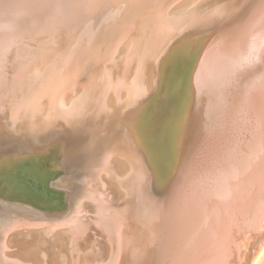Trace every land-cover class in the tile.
Instances as JSON below:
<instances>
[{
	"label": "bare ground",
	"instance_id": "6f19581e",
	"mask_svg": "<svg viewBox=\"0 0 264 264\" xmlns=\"http://www.w3.org/2000/svg\"><path fill=\"white\" fill-rule=\"evenodd\" d=\"M196 1L72 0L64 3L68 6L61 12L46 7L40 13H0V120L8 122L0 140L10 138L18 127L33 133L26 138L47 144L71 140L72 134L80 132L79 127L88 124L106 128L102 139L83 148L73 163L63 158L51 161L53 170L69 168L80 174V185L70 186L79 189L71 203V198L68 201L64 197L63 201L55 198L56 203L50 195L54 186L49 182L37 190L39 180L51 170L20 163L2 171L3 178L14 182L10 187L13 193L33 202L40 212L51 214L44 217L53 220L46 222L48 230L62 231L70 225L73 239L65 234L57 238L55 249L52 247L56 250L53 262V256H47L51 263L45 260L46 254L39 256L43 240L11 237L13 228L27 222L18 221L2 229L0 264H244L247 260L249 237L238 242L230 234L239 222L244 224L246 234L263 233L264 229L263 193V204L257 198L262 204L260 212L256 210L260 202L252 203L249 197L253 187L259 191L264 184V0H228L224 4L221 2L226 0L203 4L200 0L192 6ZM94 16H99V30H103L97 41L92 38L99 36L98 30L89 33ZM200 31L203 37L209 32L212 37L198 40L204 42L203 48L185 77L163 90L165 100L172 93L177 96L174 103L166 102L163 113L180 109L185 102L176 124L177 112L171 120L174 140L179 134L184 136V149L169 173L174 178L165 190L167 195L160 198L162 187L147 184L140 153L132 149L128 120L157 86L160 65L169 58L167 54L179 52L166 63L168 73L190 44L183 36ZM37 37L39 41L33 40ZM181 40L185 45L171 50ZM38 113L43 118L30 121ZM190 116L193 122L190 120L185 134ZM143 118L150 117L146 113ZM67 146L59 147L58 152L65 153ZM196 151L204 153L200 154L205 155L203 159H194L199 155ZM160 162L159 167L166 170L168 162ZM250 204L257 206L255 210ZM57 205V209H51ZM88 206L99 215L94 220L88 218ZM110 208L121 217L104 214ZM252 210L256 213L253 217ZM84 212L93 222L83 220ZM93 225L105 234L104 243L97 239V232L90 234ZM80 235L82 241H78ZM90 235L94 236L91 242ZM261 252L251 264L257 262Z\"/></svg>",
	"mask_w": 264,
	"mask_h": 264
},
{
	"label": "rangeland",
	"instance_id": "374dc122",
	"mask_svg": "<svg viewBox=\"0 0 264 264\" xmlns=\"http://www.w3.org/2000/svg\"><path fill=\"white\" fill-rule=\"evenodd\" d=\"M200 2V0H197L195 3H193L192 4V6H194L197 2ZM202 2H201V4H203V2L204 3H206V2H209L208 0H201ZM228 0H226L225 2L224 1H222L221 3H226ZM221 3H219V5H222ZM200 4V5H201ZM218 6V5H217ZM216 7V6H215ZM205 34V33H204ZM211 34V32H209V34H205L204 35V37L202 36L203 35V33L200 31V32H198L197 34H194V35H191V34H186L185 36H183V38H185V37H188V39H189V45H187L186 46V49L184 50V53L185 54H182V53H180L181 55H182V57H180V59L178 60V62L176 63V65L175 66H173L171 69H170V71L167 73V71H166V63L168 62V60L170 59V57H177V56H179V52H178V54H175V53H177V51L175 52V51H173L172 53H168L167 55H169V58H167V59H165V60H167L166 62L164 61V63H162L163 65H160L161 67V74H160V76L158 77V82H157V86H155V88H154V93H153V91L152 92H150L149 93V97L147 96L146 97V99H144L143 101H142V104H141V106L139 105V106H137V108H135L134 109V112H133V114L131 115V116H129V120H128V122H129V126H130V133H129V138H130V142H132V149L133 148H135L136 150L138 149V151H139V157L141 158V160H142V162H143V165L146 167H144V169H145V174H146V172H147V174H146V179H148L147 180V184L149 183V184H151V182H153V184H155V183H157V184H159V187L161 188V189H159V190H161L160 192V194H161V196H158V197H164L165 195H167V191H168V189H169V187H170V183L172 184V182H173V178H174V175L172 176H170L169 177V173L171 172V170H173V166L172 165H174V164H176L177 163V159H178V155H182L181 153H182V151H183V142L182 141H184V136H181L180 134L178 135V137H177V139H176V141L174 140V128H173V125L171 124V120H172V116L175 114V112H177L176 113V115H174V116H176V117H174L175 118V120H176V118H177V115H179L178 117H180V113L182 112V106H183V104L185 103V102H182V108L180 107V109H176L175 107V109H170L168 112H162L161 110H162V108L165 106V104H166V102L168 101V100H170L171 102H173L174 103V100L176 99V93H172V94H170V96H169V99L168 100H165L166 98H164V96H163V90H164V88H166V87H168V86H170V85H176L178 82H179V79L180 78H182V77H185V73L187 72V69H189L188 67H190L194 62H195V59L197 58V56H198V54H200V51L202 50V45H203V43L201 44V43H199V41L198 40H200L201 38V41L203 40V38H210V37H212V34ZM188 35H190V37L188 36ZM37 35H35V37H36ZM38 37H40V36H38ZM35 38V39H33V40H37V39H39V38ZM206 38V39H207ZM54 39H51V41H53ZM37 41H39V40H37ZM192 41V42H191ZM39 43V42H38ZM42 43V42H41ZM197 43H198V45H197ZM185 45L184 44V42L181 40V41H179L178 43H176V44H174L173 45V47H172V49L171 50H179V48L180 47H182L183 45ZM128 48H129V46L128 47H125L124 48V51H127L128 50ZM182 49V48H181ZM198 53V54H197ZM175 55V56H174ZM179 58V57H178ZM163 67V68H162ZM181 70V72L183 71V74H180L181 72H179L180 70ZM185 68V69H184ZM175 69V70H174ZM178 72H177V71ZM175 72H177V73H175ZM182 76V77H181ZM173 80V81H172ZM160 81V82H159ZM168 83V84H167ZM153 93V94H152ZM156 93V94H155ZM153 95V96H152ZM169 95V94H168ZM151 96V97H150ZM174 97H175V99H174ZM150 98H152V99H150ZM149 100V101H148ZM143 104H145V106H143ZM180 104H181V102H180ZM176 106V105H175ZM139 108V109H138ZM136 110V111H135ZM189 111V110H188ZM180 112V113H179ZM148 114L149 115V119H144L143 118V115L144 114ZM166 113V114H165ZM1 114H3V112H1L0 111V115ZM41 113H38V115L36 114L35 116L34 115H32L31 117H30V121L33 119V117H36V119H38L41 115H40ZM191 114H192V111H191ZM166 115H168V116H166ZM3 116V115H2ZM164 116V117H163ZM41 118H43L42 116L39 118V120H41ZM161 118V119H160ZM179 119V118H178ZM177 119V120H178ZM177 120L176 121H174V125L176 124V122H177ZM193 122V117L191 118V116H190V119L188 120V123H187V125L185 124V134L187 133L186 131H187V127H188V124H189V122H191V121ZM181 121V120H180ZM0 138H1V134L3 133V132H6L8 129H7V127H8V125H7V121L6 120H0ZM162 122H163V124H162ZM183 121H181V123H182ZM2 123H4V124H6L5 125V127L3 126L4 124H2ZM161 123V124H160ZM180 123V124H181ZM184 123V122H183ZM2 124V125H1ZM178 124V123H177ZM160 125V126H159ZM182 125V124H181ZM7 126V127H6ZM78 127V126H77ZM132 127H134V128H132ZM5 128V129H4ZM83 128V129H82ZM141 128V129H140ZM178 128H180V127H178ZM74 129H76V127L74 128ZM79 129H80V134L78 133V134H74L75 136H73V134H72V138H71V140L70 139H68V138H66V139H58L56 142H54V141H52V142H50V143H46L45 141H42V142H36V141H32V140H30L28 137L26 138L25 137V135L27 134L28 136H29V134L30 135H32L33 136V133H26V131L24 132V130H25V128L24 127H18V132H16V133H14V134H12L13 136H15V137H13L12 135L10 136V138H8L7 140H6V138L4 139V140H0V165H1V167H0V181H2V182H0V239H1V236H2V234H3V232H2V229L4 228V227H6V226H8V225H12V224H14V223H17L18 221H23V220H26L27 222H26V224H27V228H25V229H28V228H30V227H33V225L35 226V223H36V225L37 226H42V224L44 223V221H45V224H48V223H46L47 221L48 222H53V220L52 219H49V218H47V219H45L44 217H46L45 216V214H48V213H44L43 211V213L42 212H40V210H37L38 209V207L33 203V202H30L29 200H26V199H23L22 197H20V196H18V195H16L15 193H13L12 192V190H11V185H13L14 186V182H12L11 183V179H9V178H7V179H5V178H3L2 177V171L4 170V169H8V170H10V169H12V166L15 164V165H18V164H20V163H26V164H28V165H35V164H38L39 166H40V168L41 169H43L44 171H46V170H51V171H48V173H45L46 174V178H48V181L47 182H49L50 183V186H51V184H52V186H54L56 189H54V187L53 188H51V190L53 191V192H51L50 191V195H52L53 196V199H55V198H57V200H61V201H63L62 199H63V197L64 198H68L67 200L69 201V199H70V203L71 202H73V201H71L72 199H74L75 198V196H77V191H79V189L78 190H76V189H74V188H70V186L72 185V186H79L80 184H79V177H80V174H79V172L78 171H70L69 170V168H67L66 170H60V168H57L56 170H53V168L51 167V165H53L52 164V160H58V158H59V160H62V158L63 159H67L70 163H73V161H75V160H73V159H77V158H79L80 156H79V154L81 155L83 152L82 151H84L83 150V148H90V146H91V144H92V142L93 141H96L97 139L98 140H101L102 139V134H103V132L104 131H106V128L103 126L101 129H97V127H95V126H93V125H91V124H88V125H85V126H82V127H79ZM134 129V130H133ZM2 130V131H1ZM60 130V128L59 129H57V131H59ZM62 130V129H61ZM22 131H23V133H22ZM77 130H75V132H76ZM32 132V131H31ZM102 132V133H101ZM35 133V132H34ZM19 134V135H18ZM52 134H54V132H52ZM149 134V135H148ZM18 135V136H17ZM156 135V136H155ZM20 136V137H19ZM11 137H13L12 139H11ZM19 137V138H18ZM22 137H24V139H21ZM83 139H82V138ZM136 137V138H135ZM159 137V138H158ZM78 138H81L82 139V142H81V139H80V141H78L77 139ZM10 139V140H9ZM27 139V142L26 141H24V140H26ZM12 140V141H11ZM60 140V141H59ZM173 140H174V142H173ZM30 141V142H29ZM70 141H71V143H70ZM87 141V142H86ZM137 143H136V142ZM153 141V142H152ZM59 142V143H58ZM98 142H100V141H98ZM133 142H134V144H135V147H134V144H133ZM56 143H57V145H56ZM152 143V144H151ZM175 143V144H174ZM21 144V145H20ZM43 144H45V145H43ZM55 144V145H54ZM69 144V145H68ZM73 144H75V145H73ZM164 144V145H163ZM21 147H20V146ZM24 145V146H23ZM52 145H54V146H52ZM68 145V146H67ZM137 145V146H136ZM182 145V146H181ZM14 146H17V148H19L20 147V149H17L16 147L14 148ZM38 146H40V147H38ZM51 146V147H50ZM56 146H58L57 148H56ZM62 146H67L66 147V149H67V151L64 153V152H58L59 150H58V148L59 147H62ZM74 146H75V148H74ZM80 146V147H79ZM25 147V148H24ZM139 147V148H138ZM163 147V148H162ZM56 148V149H55ZM24 149H29L28 151L27 150H24ZM77 149V150H76ZM134 149V150H135ZM181 149V150H180ZM201 149V148H200ZM6 150V151H5ZM10 150L11 151H15V152H10ZM150 150V151H149ZM199 150V149H198ZM16 151H18V152H16ZM23 151H25V153L23 152ZM27 151V152H26ZM43 151V152H42ZM75 151V155H76V157H75V155H74V152ZM78 151H80V152H78ZM202 151V150H201ZM9 152V153H8ZM78 152V153H77ZM197 153L196 154H199L198 156L196 155L195 156V158L194 159H198L199 160V158L200 159H203V156H205V155H200V154H202L203 152H199V151H196ZM199 152V153H198ZM206 151L204 150V153H205ZM11 153V154H10ZM17 153V154H16ZM20 153V154H19ZM77 153V154H76ZM149 153V154H148ZM203 153V154H204ZM31 154V155H30ZM39 154V155H38ZM142 154V155H141ZM175 154V155H174ZM58 155V156H57ZM5 157V159H4V157ZM177 156V157H176ZM201 156V157H200ZM7 157V158H6ZM74 157V158H73ZM164 157V158H163ZM196 157H198V158H196ZM149 158V159H148ZM175 158H177L176 159V161H175ZM3 159V160H2ZM171 159H173V161L171 160ZM73 160V161H72ZM159 160H161V162H162V160L163 161H166V162H168V167H167V169L165 170L164 168H161V167H159V164H157L158 163V161ZM3 161V162H2ZM150 161V162H149ZM146 162V163H145ZM147 162H149V163H147ZM160 162V163H161ZM173 164H172V163ZM70 163H66V164H64V165H66V166H68ZM4 164V165H3ZM50 164V165H49ZM63 165V164H62ZM150 167H149V166ZM152 165V166H151ZM51 167V168H50ZM175 167V166H174ZM48 168V169H47ZM149 168V169H148ZM152 168V169H151ZM159 168H161V169H159ZM147 169V170H146ZM197 170V169H196ZM149 171V172H148ZM73 174H72V173ZM76 172V173H75ZM151 172V173H150ZM70 173V174H69ZM75 173V174H74ZM160 174V175H159ZM155 177H154V176ZM149 178H148V177ZM160 176V177H159ZM164 176V177H163ZM61 177H65L64 179H62ZM169 180L170 179V182H167L168 180L166 179V178ZM172 177V178H171ZM59 178V179H58ZM57 179H58V181H57ZM60 179H62V180H64L62 183H60L59 181H60ZM162 179V180H161ZM172 179V180H171ZM262 179H264V176H262ZM52 180V181H51ZM155 180V181H154ZM159 182H158V181ZM161 180V181H160ZM264 181V180H263ZM164 183V184H162V183ZM55 183H57L58 185H56ZM169 183V184H168ZM264 183V182H263ZM77 184V185H76ZM157 184H155V185H157ZM168 184V185H167ZM56 185V186H55ZM167 185V186H166ZM166 186V188H164ZM262 187L264 188V184H262ZM262 187H261V189L258 191V189H254L255 187H253V191H252V193L254 194H252V193H249L250 194V198L252 199V203H253V201H257V198L258 197H260L261 195L260 194H262L263 193V195L262 196H264V189L262 190ZM168 188V189H167ZM60 189V190H59ZM163 189H164V191H163ZM165 190H166V192H165ZM255 190V191H254ZM257 190V191H256ZM114 192H116L117 193V191L114 189L113 190ZM263 191V192H262ZM71 192V193H70ZM77 192V193H76ZM163 192V193H162ZM259 193V195L257 196V194L256 193ZM261 192V193H260ZM53 193V194H52ZM55 193V194H54ZM66 193H68V194H66ZM113 193V192H112ZM112 193H111V195H112ZM116 193H114L115 195H116ZM2 194V195H1ZM56 194H57V196H56ZM73 194V195H72ZM113 194V195H114ZM2 196V197H1ZM3 196H5V197H3ZM74 196V197H73ZM254 197V198H253ZM3 199V200H2ZM255 199V200H254ZM9 200H13L12 202H10ZM259 200L260 201H262V204H263V200H264V197H263V200H262V197H260L259 198ZM56 203H57V201H56V199L54 200ZM260 201H257V202H260ZM30 202V203H29ZM257 202H254V204L256 203V205L258 206L259 204H260V206H258V208L256 209L258 212H260V208L259 207H261L262 208V204H261V202L258 204ZM2 203V204H1ZM7 203V204H6ZM33 203V204H32ZM65 203H67V202H65ZM251 203V204H252ZM250 204V205H251ZM3 205V206H2ZM15 205V206H14ZM256 205H251V207H253L254 208V210H255V207H257ZM264 205V204H263ZM6 206V207H5ZM10 206H12V207H10ZM32 208H31V207ZM59 206L57 205V206H55V207H51V209L52 208H58ZM89 207V206H88ZM29 210H28V209ZM15 209V210H14ZM66 209V208H65ZM89 211H87V212H90V215H89V213L88 214H85L86 212H84V213H82V218H83V220L84 221H87V222H93V221H91V220H94L96 217H98V216H96L97 215V213L92 209V207L90 206L89 207ZM93 210V213H92V210ZM251 209L252 208H250V211H251ZM21 210V211H20ZM32 210V211H31ZM109 210V211H108ZM108 210H106L105 212H104V214L105 213H108V214H106V215H110V216H116V214H118L117 216L118 217H121V214L120 213H116L115 212V214H113V212L111 211V208L110 209H108ZM113 210V209H112ZM254 210H252V213H251V217H253V216H255V215H252V214H256L255 213V211ZM8 211H9V215H8ZM16 211H18V212H16ZM19 211L22 213V215H21V213H19ZM25 212V213H23V212ZM33 213V215H32V213ZM254 212V213H253ZM13 214V216H11L12 214ZM15 213H16V215H15ZM31 213V214H30ZM39 213V214H38ZM50 213V212H49ZM111 213V214H110ZM26 214V215H25ZM27 214H29L28 216H27ZM36 214V215H35ZM38 214V215H37ZM9 216L8 218H11V219H8L7 218V216ZM25 215V216H24ZM48 215H51V214H48ZM88 215H89V217H88ZM120 215V216H119ZM16 216V217H15ZM23 216V217H22ZM27 216V217H26ZM29 216H31L30 218H31V220H30V218H29ZM85 216V217H84ZM95 216V217H94ZM4 217V218H3ZM13 217H15V219H13ZM18 217V218H17ZM25 217V218H24ZM33 217H36V218H33ZM87 217L88 218H90L91 217V220L90 219H87ZM93 217V218H92ZM5 218H6V221H4L5 220ZM22 218V219H21ZM28 218V219H27ZM33 218V219H32ZM87 220H86V219ZM246 218H250L249 217V212H248V217H246ZM3 219V220H2ZM248 219H247V221H248ZM14 220V221H13ZM55 220V219H54ZM31 221V222H30ZM33 221L35 222L34 224H33ZM37 221H38V223H37ZM40 221L42 222L41 224H40ZM240 220H237V222H239ZM5 222V223H4ZM30 224H29V223ZM26 224H22L21 226H24V225H26ZM32 224V225H31ZM239 224H240V226H239ZM239 224L237 223L236 224V226H237V228L236 229H233L234 230V232H231V236L232 237H230V238H235L234 239V241L235 240H238V242L240 241V240H242L243 239V241H245L244 239H247V237H249V239L250 240H248V244H249V249L247 248V250H246V253L247 254H249V256L247 255V256H245V258H247V260H249V261H247V260H245V261H243L244 262V264H251L253 261H254V256L256 255V253L257 252H261L260 251V249H262V254L260 255V257L258 258V260H257V262L256 263H254V264H264V242L262 243V241H264L263 239H264V229H262L263 230V233H262V231L261 232H256L255 234H256V236H254L255 234H254V232H252L251 231V233L250 232H248V233H250V235L249 236H247V234L245 233L246 232V229H245V227H242V226H244V224L242 225L240 222H239ZM28 225H30V226H28ZM95 225V224H94ZM93 225V226H94ZM19 227H21L20 225H18ZM17 226V227H18ZM96 226V225H95ZM94 226V230L92 231V232H90V234H93V232H94V234H95V232H97L96 234V236L97 237H99V238H97V237H95V238H97L98 240H102L101 242H105V240H104V237H105V234L103 235V233H101V230L99 229V228H97L96 229V227ZM238 226L240 227V230H238L237 231V229H239L238 228ZM65 227H66V230H64L65 229ZM65 227H62L61 229H62V231L61 230H59V231H57L58 229H60V228H57L56 230H54V231H52L51 232V230H48V229H50L49 227L48 228H46V229H43V230H39V231H30V232H18L17 234H16V232H15V229L13 228V230H11V237H15V238H17V239H26V238H34L35 237V239L37 238V240H39V241H41L42 242V240H43V247H42V250H41V252L39 253V256H44L42 253H44V254H46L45 255V260H47L48 262H53V260L55 259V255H56V250H54L55 249V242H56V240H58L57 238H61L64 234L69 238V240H72L73 239V236H71V235H69V232H70V225H67V226H65ZM64 228V229H63ZM95 229H96V231H95ZM98 230H100V231H98ZM236 230V231H235ZM51 232V233H48V232ZM55 231H57V233L55 232ZM244 231V232H243ZM55 232V233H54ZM61 232V233H60ZM236 232V233H235ZM52 233H54V234H56V235H54V234H52ZM238 233V234H237ZM243 235H242V234ZM50 234V236H48ZM93 234V235H94ZM101 234H102V236H101ZM237 235V237L235 236V235ZM244 234H246V236H244ZM253 234V236H251ZM54 235V236H53ZM93 235H90V242L94 239V236ZM244 236V238L242 237V236ZM257 235H258V237H257ZM41 236V237H40ZM49 237V239H47L48 237ZM239 236V237H238ZM241 236V237H240ZM92 237H93V239H92ZM42 238V239H41ZM51 238V239H50ZM82 238H83V236H81L80 235V237L78 238V241H82ZM252 238H254V239H252ZM254 240V241H253ZM242 241V242H243ZM252 241V242H251ZM53 243H54V245H53ZM228 243H230V240H229V242ZM251 243V244H250ZM50 244V245H49ZM252 244H254V245H252ZM251 245V246H250ZM255 245L257 246V247H255ZM263 245V246H262ZM84 246H86V244H84ZM227 246H229V244H227ZM232 246H233V242H232ZM231 246V247H232ZM261 246V247H260ZM51 247V248H50ZM54 249H53V248ZM263 247V248H262ZM227 249H230L231 251L233 250V248L231 249L230 247L229 248H227ZM253 249H255V250H253ZM43 251V252H42ZM105 251V250H104ZM233 251H235V252H237V250L236 249H234ZM249 253H248V252ZM254 251H256V252H254ZM7 252H11V251H7ZM51 252V253H50ZM49 253H50V255H49ZM54 253V254H53ZM52 254V255H51ZM80 255H82V253H79L78 254V256H80ZM52 257L53 259L50 261V259L51 258H49V260H48V257ZM47 257V258H46ZM231 258V257H230ZM233 258V257H232ZM234 259V258H233ZM233 259H231V260H233ZM46 261V263H44V264H50V263H48ZM51 262V263H52Z\"/></svg>",
	"mask_w": 264,
	"mask_h": 264
},
{
	"label": "water",
	"instance_id": "95a60500",
	"mask_svg": "<svg viewBox=\"0 0 264 264\" xmlns=\"http://www.w3.org/2000/svg\"><path fill=\"white\" fill-rule=\"evenodd\" d=\"M72 0H0V13H8V12H14V11H19L22 13H28V14H32V13H40L41 11H46L47 8H51L52 11L53 9L56 11H63L66 9V7L68 5H64V3H71ZM102 1V0H101ZM99 2V1H98ZM120 5V4H119ZM102 8V7H101ZM96 16H94V20L92 23V29H90L89 33H93L94 30H98V35L99 36H94L92 39H94V41H97L98 38H101L103 35V30L100 31L99 29H102V27L98 26V22L100 21L98 19L99 16H97V18H95ZM84 27H88L86 24L87 22L83 21L82 22ZM89 28V27H88ZM96 33V32H95ZM60 38H58L59 40ZM57 40V41H58ZM59 43V41L57 42ZM91 43V42H90ZM92 45V44H91ZM90 47V46H89ZM29 178L34 179L33 176H29ZM39 180V179H38ZM40 181V184L38 186L37 190H42V187L44 186V184L47 183L48 178H43ZM43 226H33L30 227L28 229H25L26 226L23 227H16L15 228V232H30V231H39V230H43L46 228H50L49 224H42Z\"/></svg>",
	"mask_w": 264,
	"mask_h": 264
}]
</instances>
